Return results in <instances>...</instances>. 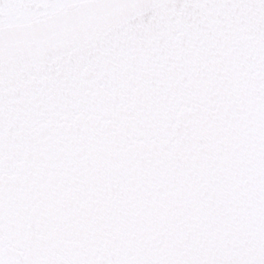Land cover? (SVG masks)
<instances>
[{
  "label": "snow or ice",
  "instance_id": "snow-or-ice-1",
  "mask_svg": "<svg viewBox=\"0 0 264 264\" xmlns=\"http://www.w3.org/2000/svg\"><path fill=\"white\" fill-rule=\"evenodd\" d=\"M0 264H264V0H0Z\"/></svg>",
  "mask_w": 264,
  "mask_h": 264
}]
</instances>
